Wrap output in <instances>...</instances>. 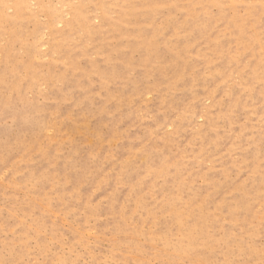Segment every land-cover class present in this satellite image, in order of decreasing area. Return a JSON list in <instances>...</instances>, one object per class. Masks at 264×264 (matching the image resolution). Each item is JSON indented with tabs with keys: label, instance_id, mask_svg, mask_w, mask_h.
<instances>
[{
	"label": "rangeland",
	"instance_id": "1",
	"mask_svg": "<svg viewBox=\"0 0 264 264\" xmlns=\"http://www.w3.org/2000/svg\"><path fill=\"white\" fill-rule=\"evenodd\" d=\"M1 1L0 23L16 12L24 21L16 59L36 66L32 78L13 74L22 102L0 83V143L26 134L0 161V264H262L261 0H123L109 24L99 0ZM79 4L86 23L67 29ZM122 5L133 10L126 23ZM7 24L0 50L16 26ZM145 36L158 50L146 70L127 48ZM111 55L115 73L102 82ZM92 64L98 72L84 77ZM32 110L39 132L14 121ZM173 210L190 229L205 216L184 252Z\"/></svg>",
	"mask_w": 264,
	"mask_h": 264
},
{
	"label": "bare ground",
	"instance_id": "2",
	"mask_svg": "<svg viewBox=\"0 0 264 264\" xmlns=\"http://www.w3.org/2000/svg\"><path fill=\"white\" fill-rule=\"evenodd\" d=\"M83 1H86V0H83ZM122 2H123V0H99L98 6L101 9L102 14H104L102 17L103 21H107L109 24L111 21L108 20V17L106 15V12L109 10V6L112 4H119ZM14 5H15V9L17 10V9H20L22 4L19 0H16ZM125 6L126 5H122L120 7V12L118 14H116V17H118L119 20H122V23H126L127 15H130V13L133 11L132 9L130 11H125ZM0 7H3L1 0H0ZM81 7H82V4H79L77 7H72V6L69 7L70 12H71V19L65 25L67 29H71L74 26H83L84 27L86 20L83 18V8H81ZM45 12L47 13V15L49 17H52L53 13H54V11L52 9H48ZM1 20L2 21H1L0 25L4 24V23H8L7 25H9V26H11V25H16V26L14 28H12V31L10 32V34L6 38V42L4 44V47L0 50V52L3 56V59L0 62V66H1L0 67L1 68L0 69V83H1V85L2 84L3 85H7V84L11 85V90L15 92L14 95H15L16 99L18 101L22 102L21 88L18 85L14 86L15 80L13 79L14 78L13 74L16 73L20 67H22V68L26 69V72H28L29 77L32 78L35 75V72H33L32 70L36 65H32L29 62L24 63L23 59H16L18 57L12 49V46H11L12 43L18 41V39L21 38V36L23 35V34H21L22 33L21 27H22L24 21L20 19L18 12H16V17L9 18L6 16H2ZM119 29L120 28L118 25L117 30H119ZM91 30H94L93 32L95 34H98V32H101V30H98V29H90V32H87V33L92 34ZM85 31H87V30L85 29ZM58 47H59V44L54 45V49H56ZM127 48L128 49L130 48L131 50H136V52L140 51L143 53L142 58H140V60L138 61V63L136 65L139 68L145 69V70L151 68V63H152L151 55L158 52L157 47L155 45V37L154 36H151V37L145 36L141 40L140 43L135 44V45H131L130 47L127 46ZM26 52H27V54L30 53L29 50H26ZM156 57H158V56L156 55ZM105 60L109 64V66L111 65L110 66L111 71L101 74V78H102L101 81L102 82L107 81V79L115 73V72H113V66L114 65L112 64V62L114 60L112 58V55L109 58H107V56H106ZM120 62L123 66V69L120 72V75H126V69L130 68L132 65H134V63H132V60L129 56L123 57L122 59H120ZM172 63L175 64L176 61L172 62ZM178 67L181 68L179 65H178ZM90 68H91L90 69L91 71H85L84 72V75H83L84 77L87 78V76L90 72H95V73L98 72V70H96L97 67L95 64L90 65ZM77 70H78V68L76 67V63L73 62V63L69 64L67 73H73L74 71H77ZM184 72H186V71L183 69H180L177 74L183 75ZM63 77L68 78L69 75H65ZM28 86H29V84H28ZM1 103H2V101H1ZM9 103L10 102H8L6 104H9ZM11 114H14V113H11ZM33 115L35 116L34 111L32 110L31 113H29V114L18 113L17 115H15V116L13 115V116H14V121L16 120L17 125H21V126L29 125L30 127L32 125H34L35 132H39V130L42 127L41 126L42 123L37 122L38 121L37 119L34 120L35 122H33V119L35 118ZM22 132L23 131L18 132L12 138L11 141H6L3 143H0V161L2 159H4L8 155L9 151H11L13 148H19L20 146L24 145L23 137L26 134L22 133ZM37 135H38V133H36V134L31 133L30 134V137H31L30 141L32 144H35L37 142V139H36ZM45 155H46V153H45ZM82 167H83L82 169L84 170V172L82 173L81 177L85 176V174L87 173V171H85V170L88 168L85 166H82ZM128 168H129L128 164H126L122 169L125 171ZM47 176H48L47 173H45L41 177L43 179H45V178H47ZM173 215H174V217H176V219L178 221V226H179L180 230L182 231V234H181L182 237L178 240V243H177L179 245H177L175 247V249L177 251H183L184 252L185 247H184V245H182L183 244L182 239L183 238L187 239L188 240L187 245L190 246L191 243L194 241V237L192 236L193 235V229L195 231L199 230L200 233L205 234L204 230H205V227L207 226V224L205 223V216L203 213L199 214L197 217L196 223H195V224H199V225L196 228L193 227L192 229H190L188 227V225L183 221V213L181 211L173 210ZM200 223H201V225H200Z\"/></svg>",
	"mask_w": 264,
	"mask_h": 264
},
{
	"label": "snow or ice",
	"instance_id": "3",
	"mask_svg": "<svg viewBox=\"0 0 264 264\" xmlns=\"http://www.w3.org/2000/svg\"><path fill=\"white\" fill-rule=\"evenodd\" d=\"M33 7H35V5H32ZM222 7L226 6V5H221ZM252 5H247V7H251ZM4 7L8 8L11 7V5H4ZM261 8L264 9V0H261ZM6 264H10V262H6ZM262 264H264V262H262Z\"/></svg>",
	"mask_w": 264,
	"mask_h": 264
}]
</instances>
